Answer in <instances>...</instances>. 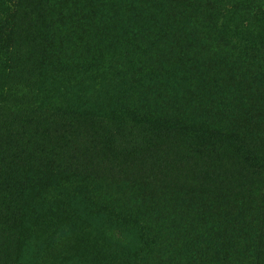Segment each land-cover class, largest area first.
<instances>
[{"label":"rangeland","instance_id":"374dc122","mask_svg":"<svg viewBox=\"0 0 264 264\" xmlns=\"http://www.w3.org/2000/svg\"><path fill=\"white\" fill-rule=\"evenodd\" d=\"M91 10L48 57L0 51V264H264V0Z\"/></svg>","mask_w":264,"mask_h":264},{"label":"trees","instance_id":"16d2710c","mask_svg":"<svg viewBox=\"0 0 264 264\" xmlns=\"http://www.w3.org/2000/svg\"><path fill=\"white\" fill-rule=\"evenodd\" d=\"M95 4L96 0H0V14L10 19L13 27L1 29L0 51L11 55L17 50V55L23 60L31 58L35 62L40 57H48L57 52V45H62L66 35L84 28ZM56 25L59 26L57 30ZM17 36L21 37L20 41L14 40ZM203 141L218 143L224 139L210 135ZM22 155L21 152L14 154L12 161L1 159L0 166L12 165L21 169L24 161ZM21 191L20 181L12 173L3 178L0 181V210H7L11 198Z\"/></svg>","mask_w":264,"mask_h":264}]
</instances>
